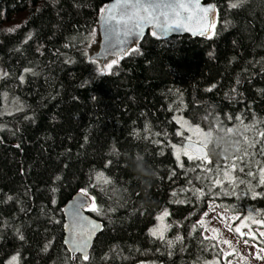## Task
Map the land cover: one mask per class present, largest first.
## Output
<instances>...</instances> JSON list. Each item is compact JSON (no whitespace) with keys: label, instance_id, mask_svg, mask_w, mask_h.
<instances>
[{"label":"trees","instance_id":"obj_1","mask_svg":"<svg viewBox=\"0 0 264 264\" xmlns=\"http://www.w3.org/2000/svg\"><path fill=\"white\" fill-rule=\"evenodd\" d=\"M109 1L0 0V111L5 91L23 105L0 114V264H228L197 222L212 201L264 215V195L253 199L264 194V0H203L215 6L206 36L149 31L106 70L87 50ZM208 110L213 126L240 128L238 150L177 161L174 115L206 130ZM138 153L156 173L147 191L129 167ZM79 191L102 222L87 262L64 244L63 206ZM163 210L160 239L149 228Z\"/></svg>","mask_w":264,"mask_h":264},{"label":"snow or ice","instance_id":"obj_2","mask_svg":"<svg viewBox=\"0 0 264 264\" xmlns=\"http://www.w3.org/2000/svg\"><path fill=\"white\" fill-rule=\"evenodd\" d=\"M244 0H236L235 3H231L229 5L230 8L236 9L238 8ZM102 11H107L108 21H111L112 24H110L106 28V40L108 43L106 44V48L111 51L113 46H119L121 43H125L126 40L121 41L119 39H115L114 37L119 36L118 27L123 29V36L125 38L131 37L132 40L136 41V39L139 38V36L143 33V29L145 25H151L154 29H159V32L153 31L154 36L158 35H165L169 31L173 30H179L181 28H187L189 26L188 22H199L203 24L206 20L209 19L210 14L215 13V6L209 5L207 7H201L199 0H195V3L192 2H182V0H117L116 3L112 4L111 6H108L106 9H102ZM208 25H206V28ZM210 27L215 28V23L211 22ZM11 31V30H10ZM201 34H204V30L201 31ZM67 46V45H66ZM127 49H123L121 54L123 52H126ZM116 60L113 59L111 63H108L106 66V70H111L113 68V65L116 64ZM105 69L101 70V74L103 75ZM24 73H32L35 75L33 69L31 68H24ZM8 73L4 72L2 73V76H7ZM2 78V77H0ZM20 81L23 82L25 79V76L22 74L19 77ZM239 119V117H237ZM177 123L181 124V131H178L176 133L177 136H181L183 132V123L181 121H177ZM231 131V128L228 129ZM247 131V129H245ZM188 131L191 133V135L184 137V139L187 140V143L183 145L182 149L176 148V159L177 161L180 160V154L181 152L183 155L187 156L189 160H200L202 162H208V155L204 148L201 147V139L203 132L201 131L199 126H196L194 128L188 129ZM261 136H264V133L260 134ZM194 137L196 139H194ZM175 148V145H173ZM246 151V150H245ZM242 159L241 158H238ZM238 161L232 162V168L235 169ZM256 163H259V161H256ZM183 165H181L182 167ZM207 170V169H206ZM241 171H244V169H241ZM100 175H103L102 173ZM225 177L228 176V171H225L224 173ZM247 175H253L251 171L247 173ZM259 183L261 185H264V168H261L259 170ZM253 178L254 175H253ZM58 180L59 177H56ZM108 181H105L107 183ZM221 181L217 179L215 181V185H219ZM240 183H243L241 180ZM83 195L87 197V192H84ZM175 196L176 193H173ZM200 195H203V192H200ZM257 195H264V194H258L253 192V199L256 198ZM9 200L12 199L11 196L8 197ZM87 204L84 201L80 202V207H86ZM75 207V206H74ZM92 211H96L95 205L93 203V207L91 209ZM78 211V210H77ZM169 213L167 210L164 211L162 216L157 217L158 220H162L163 217L168 216ZM205 216L208 215V213L204 214ZM259 215V214H257ZM223 220V217H220ZM245 220L251 221L253 224H264V220H259L253 217L251 214L246 216L244 218ZM197 224L203 228L204 227V220L201 219L197 222ZM98 225L94 223H90L87 228L81 227L79 229V241L76 243V245L73 248V252L81 253V256L74 257L77 260H82L84 262H87L90 260V256L87 252V238L90 237L95 230L97 229ZM196 230V225L193 226V231ZM207 231H211L213 233L217 232V229H206ZM231 230V229H230ZM150 235L152 236H159L160 239H163L162 232H158L157 230L150 229ZM236 232H240V228L235 229ZM243 235V233H241ZM259 235L261 237H264V231L260 232ZM210 237H204V239H209ZM212 239H215V237H211ZM255 239V236L252 237ZM21 239L23 237L21 236ZM177 241L181 240V237H176ZM171 241H169V245H171ZM225 244H229V241L225 240L223 241ZM247 243V241H245ZM264 250V249H262ZM225 255H228V253H225ZM259 258V257H257ZM17 256H13L11 258V261L9 264H16Z\"/></svg>","mask_w":264,"mask_h":264},{"label":"rangeland","instance_id":"obj_3","mask_svg":"<svg viewBox=\"0 0 264 264\" xmlns=\"http://www.w3.org/2000/svg\"><path fill=\"white\" fill-rule=\"evenodd\" d=\"M235 2L236 0H232L229 2V5ZM98 47H99V38L98 37L93 38L91 41V47L90 48L88 47L87 53L90 55L93 54L94 52L97 51ZM112 58L113 57H109L105 60H101L100 62H102V64L106 66L108 63H111L110 60H112ZM2 73H3V66L0 62V77H2ZM1 101H2V108L0 111L1 115L12 114L23 107L22 103L16 97L12 96L10 93H7L6 91L1 94ZM174 120L178 126L177 132L181 131V124L177 123V121L179 120L183 123V132L182 135L179 136L182 140V143L186 140L184 139V137L191 135L188 129L198 126L194 123H191L188 119H186L184 116L179 114L174 115ZM200 129L202 132L205 130L201 127ZM194 139L196 138L194 137ZM182 143L172 144V150L175 159H176V148L182 149L183 148ZM173 145H175V148L173 147ZM183 158L189 160L188 157L183 155V153L181 152L179 161H181ZM190 161H194V160H190ZM220 174L222 177L226 178L222 171L220 172ZM91 207L92 206L90 205L89 208ZM164 211L165 210L157 214L155 223L149 228V230L152 229V230H157L158 232H162L163 237L166 236V233L169 228V223L167 219L168 216L163 217L162 220H158L157 217L162 216ZM205 213H208V215L207 216L204 215V217L202 218L205 222L203 235L205 237H210V238L215 237V240L218 242L219 247L223 251V254L226 257L228 264H264V250H262L264 249V246H261L256 242L259 241L264 244V237H261L259 235L260 232L264 231V224H253L251 223V221L244 219L246 216L251 214L256 219L264 220V215L258 216L251 211H248L246 213L244 212L233 213L226 208L220 207L217 203L213 201L209 203V207ZM220 217H223V220ZM236 228H240L239 233L235 231ZM206 229H217V232L213 233L211 231H207ZM241 233H243V235H241ZM253 236H255V239L252 238ZM154 237L159 238V236H154ZM225 240L229 241V244L223 243V241ZM245 241H247V243H245ZM225 253H228V255H225ZM138 264H157V263L139 262Z\"/></svg>","mask_w":264,"mask_h":264},{"label":"water","instance_id":"obj_4","mask_svg":"<svg viewBox=\"0 0 264 264\" xmlns=\"http://www.w3.org/2000/svg\"><path fill=\"white\" fill-rule=\"evenodd\" d=\"M117 0H110L107 4L106 8L108 6H111L112 4L116 3ZM182 2L188 3L192 2L195 3V0H182ZM199 3L201 7H207L209 5H213L210 2H204L203 0H199ZM214 6V5H213ZM105 8V9H106ZM214 14H210L209 19L206 20L203 24L199 22H188L189 26L185 28H181L179 30H173L167 32L165 35H159L161 37H171V36H179V35H189L191 37H197V36H206L207 33L210 30V24L211 22H214ZM108 13L107 11H104L102 17L100 18L99 24H98V34H99V47L97 51L90 55L89 60H105L109 57H118L121 54L123 49H128L130 46L138 43L149 31H156L159 32V29H154L151 25H145L143 29V33L139 36L136 41L134 39L132 40L131 37L125 38L123 36V29L118 27L119 36L114 37L115 39H119L121 41L126 40L125 43H121L119 46H113L111 51L106 48V44L108 41L106 40V28L112 24L111 21H108L107 19ZM206 25L208 27L206 28ZM204 30V34H201V31ZM124 53V52H123ZM187 143V140L183 142V145ZM84 201L87 206L86 207H80V202ZM91 199L87 195L85 197L83 195V192H77L74 194L63 206V215L65 220V226H64V244L67 247V249L72 254H79L78 252H73V248L79 241V229L81 227L87 228L90 223H94L98 225L95 232L87 238V252L89 253V250L92 246L93 240L95 236L101 231L102 229V222L98 219L94 218L92 215H90L87 210L91 205ZM75 206V207H74ZM78 210V211H77Z\"/></svg>","mask_w":264,"mask_h":264},{"label":"clouds","instance_id":"obj_5","mask_svg":"<svg viewBox=\"0 0 264 264\" xmlns=\"http://www.w3.org/2000/svg\"><path fill=\"white\" fill-rule=\"evenodd\" d=\"M208 122L207 129L203 131L201 137V147L204 148L208 157L219 158L221 156L230 157L239 148V136L241 130L239 127L231 128L229 131L223 124L216 122L217 126H213V116L211 110L206 111L204 117ZM130 171L134 177L139 180L147 191L151 188L155 171L144 160L141 154H136L129 165Z\"/></svg>","mask_w":264,"mask_h":264},{"label":"flooded vegetation","instance_id":"obj_6","mask_svg":"<svg viewBox=\"0 0 264 264\" xmlns=\"http://www.w3.org/2000/svg\"><path fill=\"white\" fill-rule=\"evenodd\" d=\"M210 159V157H208V160Z\"/></svg>","mask_w":264,"mask_h":264}]
</instances>
